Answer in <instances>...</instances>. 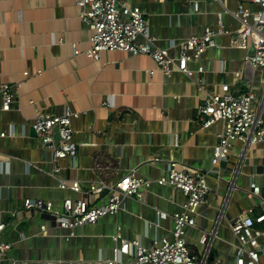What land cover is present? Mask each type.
<instances>
[{
    "label": "crops",
    "instance_id": "obj_1",
    "mask_svg": "<svg viewBox=\"0 0 264 264\" xmlns=\"http://www.w3.org/2000/svg\"><path fill=\"white\" fill-rule=\"evenodd\" d=\"M123 1L142 10L149 34L171 55L175 44L203 34L206 26L232 33L239 25L235 0ZM76 2L0 0V83L17 86L9 110L1 109L0 96V241L11 243L0 264H105L113 257L117 232L144 246L170 237V214L180 209L184 194L154 181L166 174L170 160L206 173L207 200L197 209L196 226L186 227L184 234L195 264H235L237 238L230 222L248 213L254 227L264 230V144L234 139L227 158L212 164L223 123L201 127L197 107L219 84H237L253 92L252 106L261 108L264 118V67L246 68L243 59L252 49L230 46L228 34L217 35L216 44L188 64L194 71L203 68L201 91L196 76L178 70L164 75L146 54L114 50L92 60L84 53L90 30ZM65 106L79 112L71 119L76 155L60 159V170L53 174L51 150L31 125L37 112L59 115ZM132 169L153 180L142 199L126 196L116 212L95 222L68 230L46 212L23 208L25 198L50 201L57 210L66 198L105 204L107 191L97 198L85 191L92 183L114 184ZM60 180H77L80 191L60 188ZM251 182L258 194H250ZM157 210L168 215L161 218ZM209 232V243L202 244L201 235ZM259 242L264 246L263 237ZM260 258L264 261V248Z\"/></svg>",
    "mask_w": 264,
    "mask_h": 264
},
{
    "label": "built area",
    "instance_id": "obj_2",
    "mask_svg": "<svg viewBox=\"0 0 264 264\" xmlns=\"http://www.w3.org/2000/svg\"><path fill=\"white\" fill-rule=\"evenodd\" d=\"M237 9L234 16L238 20L235 32L224 31L221 27L204 28L201 35H191L177 44L176 54H169L168 48L156 43V37L149 34L147 19L137 6L123 0H77L80 9L79 18L90 30L89 46L84 51L92 60H99L105 51L121 50L135 56L146 54L152 58L157 68L169 76L178 70L187 76L198 80V90L201 91L203 68L197 70L189 68V62L198 58L208 47L216 44L215 37L219 34L229 35V45L239 49H252L243 59L246 68L264 67V0H235ZM247 4L256 6L255 10ZM193 9L198 10V2H193ZM74 53L79 50L74 46ZM154 69L149 70L153 74ZM24 76L29 75L24 71ZM37 73V72H36ZM240 71H234L236 78ZM264 88V79H263ZM17 86L7 82L0 83L1 109L9 110L14 103ZM253 92L239 90L237 84L221 83L214 92L203 96V101L197 107V120L203 128L215 122L223 123L222 130L217 134L218 141L213 148L211 159L216 164L227 158L232 141L240 139L246 143L264 144V118L261 108L252 106ZM79 112L70 110L65 106L59 115L37 112L32 122L34 130L40 141L52 153V172H59V160L64 157L74 158L76 155L75 133L71 119L77 117ZM55 127L58 128V140H55ZM4 133L1 132L0 136ZM160 185H173L184 194L180 209L173 212V228L170 237L156 239L150 246H144L138 239L123 238L118 232L112 236L114 240L113 257L105 260V264H195L196 256L188 249L184 237L185 228L196 226L195 216L200 205L207 200L209 187L206 173L199 168H187L176 160L166 164V174L154 180ZM152 179L140 176L136 169L127 172L114 184L92 183L85 191L86 195L97 198L101 192L107 191L108 200L102 205H89L85 198L63 201L61 210L53 208L50 201L25 198L24 209H33L36 212H46L63 229L72 230L84 223H92L109 213L116 212L124 197L132 196L138 200L143 197V190L148 189ZM60 188H71L80 191L77 180H60ZM250 194H258L259 187L255 182L250 183ZM264 201V200H263ZM159 217L168 214L157 210ZM254 218L248 213H242L230 222V229L237 238L235 244V264H264L260 258V251L264 248L259 237L264 238V230L254 227ZM4 226L0 223V229ZM40 229H46L42 224ZM204 233L200 237L202 244H208L209 235ZM11 248V243L0 241V260ZM119 254L129 256L127 261H121ZM13 264H18L13 262Z\"/></svg>",
    "mask_w": 264,
    "mask_h": 264
},
{
    "label": "water",
    "instance_id": "obj_3",
    "mask_svg": "<svg viewBox=\"0 0 264 264\" xmlns=\"http://www.w3.org/2000/svg\"><path fill=\"white\" fill-rule=\"evenodd\" d=\"M55 132H56V134H55V140L57 141L58 140V128L57 127H55Z\"/></svg>",
    "mask_w": 264,
    "mask_h": 264
}]
</instances>
